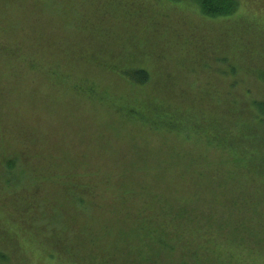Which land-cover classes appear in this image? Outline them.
Wrapping results in <instances>:
<instances>
[{
	"label": "rangeland",
	"instance_id": "obj_1",
	"mask_svg": "<svg viewBox=\"0 0 264 264\" xmlns=\"http://www.w3.org/2000/svg\"><path fill=\"white\" fill-rule=\"evenodd\" d=\"M236 2L235 16L210 19L201 15L198 0H0V47L18 48L26 53L20 60L62 68L69 75V83L62 84L0 56V228L6 212L32 216L34 186L29 180L47 182L40 208L50 219L47 233L66 227L73 213L52 188L64 184L68 170L85 179L87 174L117 183L132 178L128 185L141 196L154 193L157 176L162 188L179 182L170 171L192 162L205 164L198 167L201 172L209 169L204 195L194 201L182 187L173 188V194L184 192L178 202L190 207V219L200 229H217L222 235L202 241L216 237L219 243L207 244L209 262L201 252L189 264H264V0ZM101 63L142 68L151 82L126 88L100 70ZM80 79L140 100L192 101L207 115L221 116L230 101L236 111L243 107L239 102L256 104V121L250 123L255 131L238 146L262 165L260 174L235 166L234 154L217 145L111 117L82 97ZM205 98L207 104H201ZM24 184L29 188L20 196L27 204L15 208L12 195ZM77 216L81 221L83 216ZM0 234L6 236L3 229ZM189 242L179 245L190 249ZM7 251L14 252L15 264L40 263L36 251L25 255L14 244ZM128 254L138 257L134 250ZM111 258L118 259L115 254ZM179 258L170 259L181 264Z\"/></svg>",
	"mask_w": 264,
	"mask_h": 264
},
{
	"label": "trees",
	"instance_id": "obj_2",
	"mask_svg": "<svg viewBox=\"0 0 264 264\" xmlns=\"http://www.w3.org/2000/svg\"><path fill=\"white\" fill-rule=\"evenodd\" d=\"M198 6L201 15L210 19L227 18L238 13L236 0H198ZM0 51L4 53L0 56L18 60L31 71L56 77L62 84L69 83V75L62 68H44L36 63L20 60L19 57L24 58L26 53L18 48L0 47ZM99 69L110 72L106 75L115 78V82L122 83L126 88H145L151 82L149 73L142 68L123 67L118 64L108 66L101 63ZM79 84L85 88L82 90V97L105 110L111 117L119 116L167 135L195 137L211 146L217 145L234 154L236 160L232 162L235 166L251 174H260L262 165L252 160L254 158L249 150L238 146L250 139L255 131L253 125L250 126V123H254L252 121H256L253 120L256 115L252 109L256 105L254 103L248 106L246 102H239L237 106L243 107L236 111L231 105L233 101H230V108L221 116L211 112L207 115L193 106L192 101L189 103L192 107H189L187 101L179 104L169 97L158 99L144 96L140 100L131 93H119L115 89L113 91L108 85H100V82L98 86L86 79H80ZM70 88L74 89L71 84ZM170 100L174 102L171 103ZM207 102L205 98L201 104ZM7 164L13 167L11 160ZM192 164L187 162L186 166L172 168L171 175L175 179L177 177L179 182L167 181L165 188L156 183V180L159 181L157 176L154 181L156 188L152 190L154 193L147 192L148 194L141 196H137L132 186L128 185L133 181L132 178L117 183L116 179L110 177L98 179L96 174L94 177L87 174L86 179L85 176L78 178L73 170H68L64 184L58 183L52 188L58 193L60 201L73 213L67 217L66 227H54L47 233L45 229L50 219L40 210L47 199H42L43 187H47V182L38 178L34 184L27 181L28 185L34 186L29 196V203L34 206L32 216L28 217L26 213L19 216L5 213L3 217L6 224L0 228L6 234L0 236V264H15L14 252L7 251L11 244L18 246L25 255L36 253L39 264H177V260L172 262L170 259L176 254L180 255L181 264H189L192 257L201 252L206 253V262H209L208 253H211L207 244L219 243L216 237L211 242L202 241L209 235L219 238L222 233H218L217 229H200L190 219V207H182L178 202L179 195L183 196L184 192L192 200L198 201V197L204 195L207 189L206 174L209 169L201 172L198 167L205 168V164ZM69 168L74 169L75 166L71 164ZM28 185H22L12 195L15 208L27 204L20 195L24 188H29ZM180 187L184 192L174 195L173 188L179 190ZM77 215L83 216L81 221H78ZM131 235L133 237L130 241ZM181 240H190L187 247L191 248L186 249L185 244L179 245ZM132 242L134 246H131ZM122 243L123 246H120ZM131 250L138 257L129 256ZM114 254L117 255V261L111 258Z\"/></svg>",
	"mask_w": 264,
	"mask_h": 264
}]
</instances>
